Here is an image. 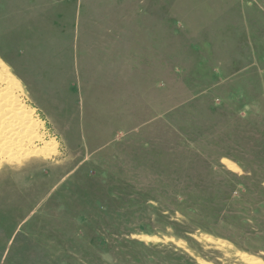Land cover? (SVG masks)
<instances>
[{
    "label": "rangeland",
    "instance_id": "obj_1",
    "mask_svg": "<svg viewBox=\"0 0 264 264\" xmlns=\"http://www.w3.org/2000/svg\"><path fill=\"white\" fill-rule=\"evenodd\" d=\"M0 68V264H264V0H0Z\"/></svg>",
    "mask_w": 264,
    "mask_h": 264
},
{
    "label": "bare ground",
    "instance_id": "obj_2",
    "mask_svg": "<svg viewBox=\"0 0 264 264\" xmlns=\"http://www.w3.org/2000/svg\"><path fill=\"white\" fill-rule=\"evenodd\" d=\"M24 95L10 72L0 68V162L48 156L55 150L54 142L45 140L42 123L33 116Z\"/></svg>",
    "mask_w": 264,
    "mask_h": 264
}]
</instances>
